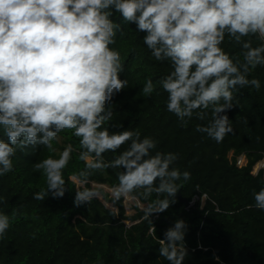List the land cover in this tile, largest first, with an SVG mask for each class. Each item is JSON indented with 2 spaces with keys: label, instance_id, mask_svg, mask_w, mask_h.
Returning <instances> with one entry per match:
<instances>
[{
  "label": "clouds",
  "instance_id": "obj_1",
  "mask_svg": "<svg viewBox=\"0 0 264 264\" xmlns=\"http://www.w3.org/2000/svg\"><path fill=\"white\" fill-rule=\"evenodd\" d=\"M114 13L146 33L143 43L156 61L171 65L169 74L155 83L146 78L143 96L159 95L161 87L168 93L167 111L181 126L187 127L193 116L207 119L195 130L217 143L233 133L232 121L222 113L233 108L234 91L261 87L259 79L248 77L264 66V43L253 47L244 38L264 42V0H0V128L7 138L0 139V176L14 171L17 148L43 146L59 155L34 164L46 187L33 199L62 198L68 189L64 170L78 151L84 168L72 179L82 185L74 197L79 207L102 196L97 188L87 187L92 175L121 169L111 189L113 205L137 199V193L148 201L144 218L151 224L159 256L169 264H184L186 221L177 219L159 239L150 217L176 203V193L191 173L173 167L175 153L153 155L154 138H141L140 132L128 129L110 131L117 127L111 123L113 98L128 86V80L121 79V54L110 47L121 31L111 19ZM226 36L241 45L243 59L221 47ZM62 132L78 139V149L72 143L62 150L54 147ZM126 143L129 147L114 159H104L106 152ZM253 198L254 205L248 207L264 210V187L254 191ZM20 215L28 218L16 208L11 214L0 212V239ZM32 219H38L35 213ZM214 259L219 261L218 256ZM93 264L104 262L97 257Z\"/></svg>",
  "mask_w": 264,
  "mask_h": 264
},
{
  "label": "trees",
  "instance_id": "obj_2",
  "mask_svg": "<svg viewBox=\"0 0 264 264\" xmlns=\"http://www.w3.org/2000/svg\"><path fill=\"white\" fill-rule=\"evenodd\" d=\"M111 19L121 25L110 47L121 54V79H127L128 86L113 98L111 123L117 127H110V131L128 129L140 132L141 138H154L157 147L153 155L156 151L175 153L178 159L173 167L191 173V179L183 182L180 189L189 205L175 197L176 203L169 209L151 215L156 237L163 239L164 232L177 219H183L188 225V256L184 264H264V210L248 207L254 205L253 192L264 187V167L253 172L255 165L264 161V66H257L248 77L259 79V91L251 86L234 91L233 108L222 113L232 121L234 130L217 143L195 130L207 119L201 121L193 116L187 127L181 126L178 118L167 111L168 93L161 87L157 86L159 95L154 92L150 98L143 96L146 78L155 83L169 74L171 65L151 56L143 43L146 33L138 31L135 23H126L119 13ZM244 39L251 40L253 47L264 43L255 36ZM221 47L243 59L241 45L227 36ZM59 135L54 147L62 150L72 143L78 149V139L69 132ZM0 139H7L2 128ZM128 147L126 143L116 152H106L104 159L110 161ZM49 155L58 158L59 152L49 153L40 145L34 149L17 148L14 171L0 176V212L11 214L16 208L28 216L20 215L0 239V264H93L97 257L104 264H125L120 258L127 259V264H169L159 256L151 224L144 218L148 201L137 193L140 205L135 203L134 212L127 214L123 199L113 205L112 195L104 190V185L112 188L118 183L116 174L121 169L109 168L92 175L87 187L97 188L102 196L89 205L76 207L75 191L82 185L79 179H72V174L82 170L84 162L77 159L78 151L74 152L64 170L68 186L65 195H49L44 201L33 199L34 193L46 187L34 164ZM240 156L245 162L238 165ZM33 213L38 219H32ZM216 256L219 261L214 259Z\"/></svg>",
  "mask_w": 264,
  "mask_h": 264
},
{
  "label": "rangeland",
  "instance_id": "obj_3",
  "mask_svg": "<svg viewBox=\"0 0 264 264\" xmlns=\"http://www.w3.org/2000/svg\"><path fill=\"white\" fill-rule=\"evenodd\" d=\"M261 168V167H264V161H259L254 169L256 170L257 168ZM104 190H106L107 192H109L110 195L111 194V187H107V186H103ZM123 202H124V206L126 208V212L127 214H132L134 212V204L137 203V205H140L136 199H132L131 197H128V198H124L123 199ZM128 223V222H127Z\"/></svg>",
  "mask_w": 264,
  "mask_h": 264
},
{
  "label": "water",
  "instance_id": "obj_4",
  "mask_svg": "<svg viewBox=\"0 0 264 264\" xmlns=\"http://www.w3.org/2000/svg\"><path fill=\"white\" fill-rule=\"evenodd\" d=\"M175 197L178 199L179 202H182L185 206L189 205V201L182 197L180 190L176 193Z\"/></svg>",
  "mask_w": 264,
  "mask_h": 264
},
{
  "label": "built area",
  "instance_id": "obj_5",
  "mask_svg": "<svg viewBox=\"0 0 264 264\" xmlns=\"http://www.w3.org/2000/svg\"><path fill=\"white\" fill-rule=\"evenodd\" d=\"M245 162V158L243 156H240L237 160L238 165H241ZM260 168V167H259ZM259 168H257L256 170L254 169L253 172H256Z\"/></svg>",
  "mask_w": 264,
  "mask_h": 264
}]
</instances>
